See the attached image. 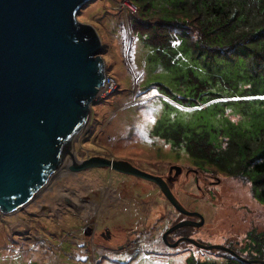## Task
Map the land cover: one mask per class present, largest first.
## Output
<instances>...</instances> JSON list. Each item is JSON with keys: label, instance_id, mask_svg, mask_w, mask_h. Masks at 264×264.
<instances>
[{"label": "rangeland", "instance_id": "374dc122", "mask_svg": "<svg viewBox=\"0 0 264 264\" xmlns=\"http://www.w3.org/2000/svg\"><path fill=\"white\" fill-rule=\"evenodd\" d=\"M127 1L89 0L76 16L98 34L114 90L103 98L97 95L91 104L88 122L72 142L80 155L74 161L105 156L162 177L170 165L181 167L170 189L204 223L172 233L169 241L174 243L178 233L190 234L233 254L187 242L165 245L160 236L185 216L153 182L108 167L78 171L65 161L23 207L0 212V264H220L226 256L222 251L248 264L264 261L251 252L255 241L247 235L264 232V205L254 197L251 183L197 170L185 150L167 139L182 128L225 144L234 129L252 132L250 122L237 123L241 109H225L217 98L188 103L187 73L196 61L159 55L135 35L131 15L137 12ZM44 197L55 200L40 204ZM251 256L256 258L247 259Z\"/></svg>", "mask_w": 264, "mask_h": 264}, {"label": "water", "instance_id": "95a60500", "mask_svg": "<svg viewBox=\"0 0 264 264\" xmlns=\"http://www.w3.org/2000/svg\"><path fill=\"white\" fill-rule=\"evenodd\" d=\"M89 0H0V212L23 207L52 181L71 152L73 140L87 124L106 76L102 44L95 29L77 20ZM72 161L74 170L108 167L157 185L174 209L187 218L182 226L200 227L203 216L183 207L166 179L151 175L126 160L91 156ZM179 173L180 168L174 167ZM168 178L167 180H169ZM197 218V219H194ZM188 241L205 250L221 244ZM257 264L264 261L255 260Z\"/></svg>", "mask_w": 264, "mask_h": 264}, {"label": "trees", "instance_id": "16d2710c", "mask_svg": "<svg viewBox=\"0 0 264 264\" xmlns=\"http://www.w3.org/2000/svg\"><path fill=\"white\" fill-rule=\"evenodd\" d=\"M129 1L137 12L131 15L135 35L159 55L196 61L187 73L191 94L184 99L199 105L220 99L225 109H241V115L235 110L237 123L252 126V132L234 129L225 144L182 128L167 139L185 150L197 170L251 183L254 197L264 205V0ZM247 235L255 241L251 252L264 258V232ZM222 252L226 256L220 264H248Z\"/></svg>", "mask_w": 264, "mask_h": 264}, {"label": "flooded vegetation", "instance_id": "af4514ba", "mask_svg": "<svg viewBox=\"0 0 264 264\" xmlns=\"http://www.w3.org/2000/svg\"><path fill=\"white\" fill-rule=\"evenodd\" d=\"M74 145H75V143H74ZM76 147V146H75ZM76 152H77V154H79L78 153V150H77V148H76ZM77 158H78V156H77ZM182 168L180 167V170H181ZM195 172V171H194ZM167 173H168V175L166 176V177H163L164 179H168V178H170L169 180H167V181H169V182H171V181H173V179L175 178V176H177L178 175V173H176L175 172V168H173V166L172 165H170L169 166V168H168V170H167ZM46 188V187H45ZM44 193H45V191H44ZM57 195V194H56ZM59 196H60V193H59ZM53 200H55V199H53L52 197H49V198H46V197H44L43 199H42V201H41V203L40 204H45L46 205V203L47 202H49V201H53ZM85 200V199H84ZM71 207L72 206H74V205H70ZM182 219H184V218H182ZM182 219H180V220H182ZM179 220V221H180ZM88 223V222H87ZM89 224V223H88ZM183 227H186V226H183ZM169 228V227H168ZM168 228H166L165 230H167ZM182 228V227H181ZM179 229V228H178ZM178 229H176V230H178ZM164 230V231H165ZM176 230H174L173 232H171V233H169V234H167L166 236H165V238H162L161 236H160V239H161V241H163V243L165 244V245H167V246H169L168 244L169 243H172V242H170L169 241V239H171V236L172 235H174V234H172V233H177L178 231H176ZM176 231V232H175ZM94 233H95V231H93V230H87V234L88 235H90V237H89V239H93L92 237L94 236ZM171 234V235H170ZM191 235L190 234H181V233H178L177 235H176V237H175V241H179L181 238H183V237H190ZM182 243H185V242H187V241H181ZM180 243V242H179ZM187 243H189V242H187ZM177 245V244H176ZM175 245V246H176ZM174 246V247H175ZM170 247V246H169Z\"/></svg>", "mask_w": 264, "mask_h": 264}, {"label": "built area", "instance_id": "2783aa9c", "mask_svg": "<svg viewBox=\"0 0 264 264\" xmlns=\"http://www.w3.org/2000/svg\"><path fill=\"white\" fill-rule=\"evenodd\" d=\"M125 3H128L127 5L132 7L133 5L131 2L127 1ZM130 4V5H129ZM114 90V80H112L111 76L109 74H106L105 80H104V85L100 88L98 92V98H103L105 97V94H108ZM100 95V96H99Z\"/></svg>", "mask_w": 264, "mask_h": 264}, {"label": "bare ground", "instance_id": "6f19581e", "mask_svg": "<svg viewBox=\"0 0 264 264\" xmlns=\"http://www.w3.org/2000/svg\"><path fill=\"white\" fill-rule=\"evenodd\" d=\"M73 147H74V144H72L71 147H70L71 152L75 155L76 158H77V156H78V158H80V155L77 154V153L75 152V149H74ZM78 158H77V159H78ZM71 160H72V157H71V156L68 158V160L65 159L68 168H69V163L71 162ZM82 160H83V159H82ZM76 161L78 162V160H76ZM80 170H82V169H80ZM80 170H78V171H80ZM42 190H43V189L37 191V192L32 196L31 199H33V198H34L37 194H39ZM31 199H30V200H31Z\"/></svg>", "mask_w": 264, "mask_h": 264}, {"label": "clouds", "instance_id": "9594fccd", "mask_svg": "<svg viewBox=\"0 0 264 264\" xmlns=\"http://www.w3.org/2000/svg\"><path fill=\"white\" fill-rule=\"evenodd\" d=\"M90 114H91V110H90ZM192 238V237H191ZM194 239V238H193ZM194 246V245H193Z\"/></svg>", "mask_w": 264, "mask_h": 264}, {"label": "crops", "instance_id": "0c3cea01", "mask_svg": "<svg viewBox=\"0 0 264 264\" xmlns=\"http://www.w3.org/2000/svg\"><path fill=\"white\" fill-rule=\"evenodd\" d=\"M61 193V191H59Z\"/></svg>", "mask_w": 264, "mask_h": 264}]
</instances>
